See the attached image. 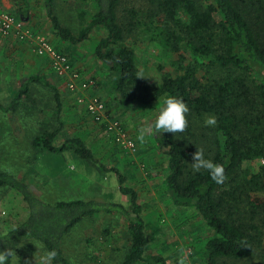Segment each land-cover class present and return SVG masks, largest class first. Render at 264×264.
<instances>
[{
    "label": "trees",
    "instance_id": "1",
    "mask_svg": "<svg viewBox=\"0 0 264 264\" xmlns=\"http://www.w3.org/2000/svg\"><path fill=\"white\" fill-rule=\"evenodd\" d=\"M14 1L16 16L26 20L29 10L19 5L23 0ZM130 3L137 4L128 7ZM45 6L57 37L65 43H80L95 29L106 31L96 55L119 76L114 92L122 105L139 107L168 96L186 102V129L161 133L157 139L159 150L169 158L167 191L177 206L194 207L211 230L207 264L249 258L262 238L257 221L264 224V0H93L91 9L79 12L85 27L78 36L61 25L55 0H45ZM141 29L166 51L179 55V74H162L150 99L134 92L140 83L136 53L124 43ZM31 85L54 93L57 122L53 131L35 138L34 148L52 154L73 151L106 171L81 138L55 146L64 129L63 101L44 76L24 80L7 106L0 103V112L11 115L10 122L15 123L21 102L30 98ZM207 115H215L217 124L206 129L208 134L197 136L195 126ZM102 127L107 130V124ZM204 138L210 143L203 150L205 158L224 168L223 184L215 183L207 170L190 167ZM254 163H259L256 171ZM107 171L117 176L130 208L96 199L48 203L27 181L0 172V188L22 196L29 213L24 222L0 236V250L11 247L14 258L22 257L25 245L37 243L45 252L57 251L54 264H70L64 239L84 220L103 214L127 222L130 247L121 264H167L161 256L146 254L149 240L137 192L125 185L126 177L118 169Z\"/></svg>",
    "mask_w": 264,
    "mask_h": 264
},
{
    "label": "rangeland",
    "instance_id": "2",
    "mask_svg": "<svg viewBox=\"0 0 264 264\" xmlns=\"http://www.w3.org/2000/svg\"><path fill=\"white\" fill-rule=\"evenodd\" d=\"M92 2L55 0L54 12L61 25L78 36L85 27L79 12L91 9ZM15 4L14 0H0L2 10L18 18ZM133 4L137 3L127 6ZM19 5L29 10L26 20L18 19L33 36L41 35L58 52L68 55L73 64L88 76L86 80L95 79L97 86L93 95L104 102L108 120L119 124L117 132L124 134L134 147L122 149L115 142L116 132L108 133L103 124L92 120L84 107L68 97L59 77L51 72L50 64L38 58L29 42L19 44L21 49L15 48L1 33L0 103L7 106L24 80L34 75L44 76L58 88L63 101L61 118L64 129L57 136L55 146H61L70 138H81L101 165L107 170L116 168L126 177L125 185L137 192L142 207L149 240L147 256H161L167 264H181V261L183 264H207L205 250L212 232L194 207L177 206L167 191L165 181L169 158L157 146L161 133L153 130L143 143L138 139L141 128L154 124L162 99L139 107L122 105L114 92L119 76L96 55L98 44L106 37L104 29H95L80 43H64L55 35L45 0H23ZM124 43L136 53L140 83L134 87V92L138 95L150 99L162 74H179V55L166 51L145 29L135 32ZM30 92V98L21 102L15 123L10 122L11 115L0 112V172L27 181L48 203L96 199L130 208V199L120 193L119 180L114 173L79 158L73 151L52 154L34 148L35 138L57 126L56 103L54 93L42 86L31 85ZM207 128L203 120L196 124L194 132L197 136L208 134ZM205 138L200 141L201 148L208 150L210 143ZM189 140L194 144L191 136ZM253 165L256 171L259 163ZM190 167L194 170L191 164ZM28 215L22 196L0 188V236L20 225ZM257 222L262 238L254 253L240 261L225 260L224 264H264V224ZM129 247L127 222L103 214L84 220L63 241L70 264H121ZM45 253L40 244L29 243L23 247L22 257L14 258V264H38Z\"/></svg>",
    "mask_w": 264,
    "mask_h": 264
},
{
    "label": "built area",
    "instance_id": "3",
    "mask_svg": "<svg viewBox=\"0 0 264 264\" xmlns=\"http://www.w3.org/2000/svg\"><path fill=\"white\" fill-rule=\"evenodd\" d=\"M0 33L5 37L14 36L21 42H29L34 53L39 58L49 61L50 68L54 74L65 81L66 89L75 96L78 105L83 106L92 120L98 124H107L108 133L116 132L115 142L122 149H132L133 143L126 136L118 133V123L108 120L104 102L93 95L94 80H86L82 74L73 66L66 54L58 52L55 47L41 35L33 36L18 18L7 14L0 5Z\"/></svg>",
    "mask_w": 264,
    "mask_h": 264
},
{
    "label": "clouds",
    "instance_id": "4",
    "mask_svg": "<svg viewBox=\"0 0 264 264\" xmlns=\"http://www.w3.org/2000/svg\"><path fill=\"white\" fill-rule=\"evenodd\" d=\"M160 103L162 106L159 108L154 124L141 128L139 131L138 139L142 143L153 130L156 133H178L183 132L188 125L186 114L189 112V108L183 99L168 96L163 98ZM216 124L217 118L215 115H207L205 117L204 125L206 127H214ZM192 159L194 162L191 165L195 171L205 169L215 183L223 184L226 178L223 166L214 163L211 159H206L203 149H197ZM14 253L15 249L11 247L6 250H0V264H14ZM57 255L55 249L49 250L40 257L38 264H54ZM181 264H183V261H181Z\"/></svg>",
    "mask_w": 264,
    "mask_h": 264
},
{
    "label": "crops",
    "instance_id": "5",
    "mask_svg": "<svg viewBox=\"0 0 264 264\" xmlns=\"http://www.w3.org/2000/svg\"><path fill=\"white\" fill-rule=\"evenodd\" d=\"M49 18V17H48ZM51 22V21H50ZM52 24V23H51ZM52 27H53V25H52ZM53 30H54V28H53ZM55 31V30H54ZM55 35H56V32H55ZM56 37H57V35H56ZM58 38V37H57ZM59 40H61L60 38H58ZM5 40H8V41H6V42H10L11 41V44H12V46H14L15 48H17V46H18V48L19 49H21L22 48V46L21 45H19V44H21L22 42H20L16 37H14V36H10V37H6L5 38ZM62 41V40H61ZM63 42V41H62ZM65 43V42H64ZM18 44V45H17ZM39 58V57H38ZM39 59H42V60H44V61H46L47 63H49V61L47 60V59H44V58H39ZM75 68L82 74V76L86 79L88 76H86L84 73H82L80 70H79V68H77V66L75 65ZM51 72H52V70H51ZM53 73V72H52ZM54 74V73H53ZM55 76H56V74H54ZM58 78V77H57ZM58 79H60V78H58ZM61 80V84L63 85V87L65 88V90H67L66 89V86H65V81L63 80V79H60ZM91 93H93V94H95L94 93V91L92 90V92ZM65 94H67L68 95V97H70V98H72L73 100H74V102L77 104V102H76V98H75V96L73 95V94H71L68 90H67V92H65ZM78 106H80V107H83V106H81V105H78ZM90 117V116H89ZM119 204V203H118Z\"/></svg>",
    "mask_w": 264,
    "mask_h": 264
}]
</instances>
